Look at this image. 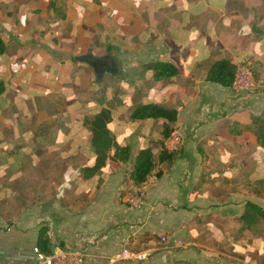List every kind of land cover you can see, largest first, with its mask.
<instances>
[{
    "label": "crops",
    "instance_id": "0c3cea01",
    "mask_svg": "<svg viewBox=\"0 0 264 264\" xmlns=\"http://www.w3.org/2000/svg\"><path fill=\"white\" fill-rule=\"evenodd\" d=\"M188 1L0 0V264H46L42 229L51 254L77 250L88 264H264V219L244 229L239 219L247 201L264 209V149L247 128L264 114V11L206 0L196 13L178 9ZM220 58L248 61L257 89L207 80ZM156 62L180 72L156 79ZM152 102L176 109V120L130 117ZM102 108L130 155L113 160L112 146L90 174L86 120ZM169 124L182 157L161 166L134 208L128 172L141 148L158 158ZM123 248L146 257L120 258Z\"/></svg>",
    "mask_w": 264,
    "mask_h": 264
},
{
    "label": "trees",
    "instance_id": "16d2710c",
    "mask_svg": "<svg viewBox=\"0 0 264 264\" xmlns=\"http://www.w3.org/2000/svg\"><path fill=\"white\" fill-rule=\"evenodd\" d=\"M5 50V42L0 35V55ZM243 64H249L248 61H242ZM236 63L227 58H220L214 61L207 70L206 79L222 85H230L234 79L236 71ZM253 69L254 75L256 71L252 65H248ZM154 78H168L177 75L180 71L172 63L156 62L153 64ZM5 89L4 82L0 80V95ZM130 117L132 119H147V118H163L168 122H174L177 118V110L165 107L159 103H145L136 105ZM110 119V109L102 108L93 118L86 120L92 132L91 144L95 152V162L92 166L86 168V172L92 174L100 170L107 160V150L114 146V152L111 158L116 161L126 162L130 155V147L128 145H118L113 136L110 134L107 122ZM247 128L254 134L257 144L264 149V114L253 115L250 124ZM173 131L172 125L165 126L161 131V146L158 158L155 159L151 147H144L139 150L135 157L133 168L128 172V181L136 187L144 186L152 176L159 177L164 173L161 167L166 164L171 166L177 159L182 157V150L173 151L167 150L164 146V140ZM258 184L264 186V179L258 181ZM243 223L241 228H250L258 220L264 219V209L259 205L247 201L244 209L239 217ZM47 235L42 229L37 240L39 251L45 255L51 254V249L48 245Z\"/></svg>",
    "mask_w": 264,
    "mask_h": 264
},
{
    "label": "built area",
    "instance_id": "2783aa9c",
    "mask_svg": "<svg viewBox=\"0 0 264 264\" xmlns=\"http://www.w3.org/2000/svg\"><path fill=\"white\" fill-rule=\"evenodd\" d=\"M230 87L236 93H250L257 89V81L248 65L236 66L235 76ZM182 145L183 136L178 130L172 131L163 143V146L169 151L180 149ZM144 196V187H136L124 195V201L130 206L138 208L141 206ZM160 240L164 241L165 237H160ZM177 243L180 244V242ZM119 256L129 260H143L146 254L123 248ZM43 261L46 264H88L85 255L77 250H59L50 255H45Z\"/></svg>",
    "mask_w": 264,
    "mask_h": 264
},
{
    "label": "rangeland",
    "instance_id": "374dc122",
    "mask_svg": "<svg viewBox=\"0 0 264 264\" xmlns=\"http://www.w3.org/2000/svg\"><path fill=\"white\" fill-rule=\"evenodd\" d=\"M208 2V4L212 7L215 5H218V3L220 4H226V7L228 5L229 9H236L239 8L240 11L242 12H246L244 10L247 9H254L256 12H262L264 11V0H206ZM228 3V4H227ZM179 5V4H178ZM203 7V4L199 1V0H195V1H188L186 2L183 6H181L180 10H186L188 12L191 13H196L197 11H200ZM188 37H192V38H196L198 36L192 35V36H188ZM201 38L199 37L198 40H200ZM204 52L203 50H201L200 48H197L196 51L193 50V56L196 58L201 57V55H203ZM242 62L237 63V65H242ZM236 65V66H237ZM23 153V150H19V154H13L11 156L13 162H14V167L20 168L23 166V163L21 162V155ZM10 159L4 160L2 163L5 166L6 164H9ZM15 169V168H13ZM19 181V180H18ZM258 181V180H257ZM17 185H22V182L18 183ZM256 186H260V184H258V182L256 183Z\"/></svg>",
    "mask_w": 264,
    "mask_h": 264
}]
</instances>
